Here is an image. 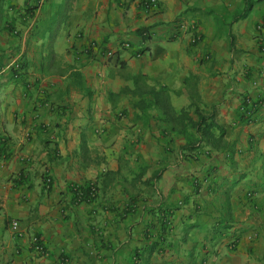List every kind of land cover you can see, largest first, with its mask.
Here are the masks:
<instances>
[{
  "label": "crops",
  "instance_id": "1",
  "mask_svg": "<svg viewBox=\"0 0 264 264\" xmlns=\"http://www.w3.org/2000/svg\"><path fill=\"white\" fill-rule=\"evenodd\" d=\"M253 1L235 20L246 0H158L150 14L142 0H0V264H264ZM139 74L180 119L135 105L124 89Z\"/></svg>",
  "mask_w": 264,
  "mask_h": 264
},
{
  "label": "trees",
  "instance_id": "2",
  "mask_svg": "<svg viewBox=\"0 0 264 264\" xmlns=\"http://www.w3.org/2000/svg\"><path fill=\"white\" fill-rule=\"evenodd\" d=\"M254 6V1L253 0H246V6L245 8L241 11L238 12L234 18L239 19V18H244L246 17L249 12L252 10ZM144 76L143 75H136L134 77V80L136 82V86L134 89L126 87L124 91L127 93L132 94L133 96H138L140 97L139 101L136 102V106H140L142 108L148 107L151 108L153 104L163 108V111L166 112L168 118H175V109L170 104V95L164 90H156L153 87L147 88L143 86V81H144ZM194 97V94H193ZM195 103H192V106H194ZM196 111L199 112V105L196 107ZM175 119H180V118H175ZM207 117L203 116L202 113L200 112V119L198 122L194 123V125L198 128V130L203 131V135L212 141L213 145L221 147L223 144L222 136L220 137H214L213 134L210 133V128L213 126L214 123H209L207 124ZM203 125H205L203 127ZM1 152V150H0ZM82 189V188H81ZM83 190V189H82ZM88 190V189H87ZM85 193V191L83 190ZM88 195V193H85ZM76 196L79 198V194L76 191Z\"/></svg>",
  "mask_w": 264,
  "mask_h": 264
},
{
  "label": "built area",
  "instance_id": "3",
  "mask_svg": "<svg viewBox=\"0 0 264 264\" xmlns=\"http://www.w3.org/2000/svg\"><path fill=\"white\" fill-rule=\"evenodd\" d=\"M142 8L144 9V11L148 14L150 13H154L156 10H158V6H159V2L158 0H142L141 2ZM177 24L180 25L181 28H185L187 23L185 19H181L177 21ZM192 27L195 29V32L193 34V41L197 42L200 41L202 39V34L201 31L199 30V28L196 25H192ZM126 46H130L128 43H125ZM108 56H114V51L110 50L107 52ZM13 66L15 67V69H20V63L18 61H15L13 63ZM7 70V67L5 66H0V75L1 73H4ZM251 105H252V101L251 99L247 98L244 101V104L241 106V111L246 114L247 117H251L253 114V110L251 109ZM45 182L49 185L52 182V176L51 175H46L45 178ZM75 190L78 192L79 194V198H77L79 201L85 199L86 197H91L95 194V189L91 188L88 192V195H86L83 190L81 189L80 186H76ZM19 221L18 220H14L12 222V226L14 228H18L19 227ZM34 250L37 253H43L44 252V245L42 244V241L39 239L38 236H34L33 237V246Z\"/></svg>",
  "mask_w": 264,
  "mask_h": 264
}]
</instances>
